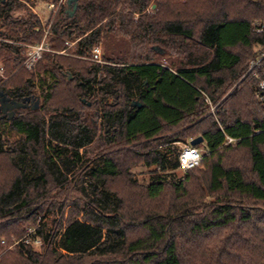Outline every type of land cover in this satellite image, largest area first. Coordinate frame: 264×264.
<instances>
[{"label":"trees","instance_id":"16d2710c","mask_svg":"<svg viewBox=\"0 0 264 264\" xmlns=\"http://www.w3.org/2000/svg\"><path fill=\"white\" fill-rule=\"evenodd\" d=\"M151 1L77 0L71 18L63 4L49 29L48 46L53 55H45L36 75L21 66V47H0V63L9 76L0 92L11 102L28 100L29 105L14 111L11 119H0V155L7 152L1 131L7 128L22 138L17 157L12 159L16 174L0 192V253L25 236V228L18 222L35 215L36 209H31L34 197L48 186L57 188L66 182L80 162L79 150L94 144L97 151L151 142L166 128L194 123L209 111L206 98L216 105L225 90L243 77L244 60L234 50H264V30L256 31L264 25V0H195L194 21L188 22L177 20L176 1L159 0L150 9ZM21 8L15 0H0V38L24 45L38 43L42 35L39 21L29 11L14 14ZM255 21L261 24L254 25ZM116 37L127 41L133 51H140L138 60L142 61H107L102 65L89 61L94 49ZM68 41L75 42L72 56H57L55 52L65 49ZM179 41L182 43L177 44ZM188 41H195L193 48L202 52L184 50ZM148 45L172 56L184 54V63L170 69L149 61L142 56ZM240 86L208 116L216 119L205 130L197 123L186 140H165L163 151H152L146 163L155 167L145 188V198L151 201L160 198L167 186L181 200L188 198L186 185L194 175L199 176L207 196L218 200L207 207L203 219L185 223L189 199L174 202L160 213L141 214L137 224L143 234L129 239L124 222L137 219L125 217L122 198L108 188L107 180L119 176L120 165L117 157L104 156L100 165L84 174L86 187L78 189L86 220L70 219L57 241L44 236L43 225H38L30 237H38L43 247L48 246L44 255L20 242L3 253L0 264H182L178 240L184 230L196 235L227 229H234L238 242L254 250L252 264H263L264 212L259 208L264 209V117H242L231 100L242 92ZM53 100L59 106L49 109ZM107 100L111 103L97 111V105ZM35 101L38 106L32 109ZM134 102L140 107L132 106ZM77 106L85 110L75 109ZM94 118L100 121L101 136L96 135ZM196 137L202 138L206 154L198 167L182 172L178 162L181 150L172 144H188ZM230 149L247 151L250 178L241 168L224 165L222 152ZM26 161L30 162V174L22 168ZM87 258L91 261L86 262Z\"/></svg>","mask_w":264,"mask_h":264},{"label":"rangeland","instance_id":"374dc122","mask_svg":"<svg viewBox=\"0 0 264 264\" xmlns=\"http://www.w3.org/2000/svg\"><path fill=\"white\" fill-rule=\"evenodd\" d=\"M15 1L20 3L24 8L16 10L14 14H25V12L29 11L35 15L39 21L40 32L42 35L40 40L37 41L38 43L32 45L43 42L48 49L47 52L43 54L42 59L31 71L26 70L27 72L36 75L38 68L44 64L45 55L52 53L48 46L49 29L56 12L60 9V6L66 3V0H62L61 4H59L60 0L57 2L54 0H49L47 2L40 0ZM174 1L177 3L175 4L176 13L180 15L177 20L181 19L187 22L194 21L193 13L197 9L196 7H193V2H195V0ZM157 2H159V0H152L149 8L154 9ZM52 4L54 5V8H50V5ZM167 18L168 20L176 19L173 16H167ZM260 24L261 23L258 21L254 22V25ZM180 43H182V41L177 42V44ZM74 44L75 42L68 41L67 44H65L66 48L62 51L55 52V54L57 56H72ZM3 45H14L21 47L23 49L24 57L28 47L32 46L13 43L11 41L5 44H0V47ZM192 45H195V41L192 43H189V41L184 42V50H190V52L195 54H200L202 52L197 50V48H193ZM148 47L149 49H147ZM154 48L159 47L148 45L142 53V56L144 55L149 61L159 63L170 69H174V67L179 63H184V54H174L172 56L160 48L163 54L159 55L158 51ZM98 51L99 53L97 61L99 62L96 63L101 65L107 61L113 63L118 62L119 60L129 63L138 62L140 60H138V57H140L139 55L141 53L137 50L133 51L127 41H123L117 37L110 38L104 46L101 45L98 48ZM234 51L241 53V56L244 60L243 67L245 72L240 80L242 83L238 81L237 83L233 84L232 87L226 89L224 96L216 105L210 104V101L208 98H206L205 101L210 106V108L204 116L194 121L192 124H187L185 122L176 128H166L156 140L151 142L140 141L135 144L121 145L112 148L108 147V149L102 147L97 151H94L97 148V145L94 144L88 146L84 150H79L80 162L76 164L73 172L67 176L66 182L63 185H59L57 188H49L50 186H48L47 191L40 192L38 197H34L31 209H36L35 215L29 217L28 220L18 222L17 225H22V227L25 228V232L28 230H34L38 225H43L44 236L48 235L49 237L53 238V241H57L58 235L63 232L65 225L70 219H77L80 221L86 220L82 212L84 207V199L82 194L78 192V189L80 188V185L86 187L87 184L83 183L84 174L89 168H95L100 165L99 159L104 156L117 157V161L120 165L119 176L114 179L107 180L108 188L111 191L116 192L122 198L126 208V210L123 211L125 217H135L137 219V222L132 220L124 222V226L128 230L129 239H134L140 234H143L141 227L139 224H137L140 222L138 221V217H143L141 214L144 213L145 215L146 213H160L162 210L165 211L169 205L174 202L186 201L189 199V201H187L189 204L187 208L188 216L184 220L185 223L196 222L203 219L205 217V211L207 210V207L210 205H216L218 200L216 197L207 196L205 188L201 186L200 178H198L199 176L194 175V179H192L191 182L186 185V189L190 193L188 198L181 200L172 192L171 188L167 186L160 198L151 201L145 198V188L149 183V178L151 173L155 170V167L147 166L146 163L150 159V154L152 151L155 149L158 151H163L164 148L162 145L165 140H186L192 136V133L189 132V129L193 128V126L197 123V127L200 130H205L211 121L216 119L213 116H211V118L208 116L214 115L216 107L228 99L240 85V88H243L242 92L239 94V96H235V98L231 100L236 102L237 107L239 106L242 117L244 119H249L253 116L261 118L264 117V102L259 99V92L257 91L259 90V84L264 81V50L259 47H252L246 50L235 49ZM133 57L136 59L132 60ZM89 61L95 62L92 57V52L90 54ZM141 61L142 60L139 62ZM0 67H3L1 63ZM8 79L9 76H6L3 71L2 76H0V86L5 84ZM10 83L11 82H9L8 85H10ZM7 89L11 90V87ZM87 102L89 104L91 103V101L88 99ZM110 103L111 100L104 102V105L103 103H100L97 105V111H101L102 109L106 108V104L108 105ZM58 106L59 105L55 100L48 104L49 109ZM77 108L85 110L80 106H77L75 109ZM92 120H94L96 123V135L101 136L103 130H100V121L96 118ZM1 132L3 133L2 137L7 152L4 155H0V192L5 191L8 188L11 179L16 174V167L13 165L12 159L17 157L18 147H20L19 145L22 142V138L19 135L11 130H8L7 128ZM183 144V142H175L172 145H175L181 150V146ZM197 148L203 155L206 154V149L203 144L198 145ZM222 157L225 166L239 167L243 170L244 175L248 176V178L251 177V174L249 173V156L246 150H226L222 152ZM22 168L26 174H30V162L26 161L22 165ZM176 175L177 177H180L181 172L177 171ZM259 209L260 211L264 212L263 208ZM238 237L239 235L234 229L218 230L211 233H201L196 235H192L189 231L184 230L182 232L181 238L178 240L179 254L182 264H211L214 260H218V262H213L216 264H237V261H240V263L243 262L244 264H252L250 257L251 252L253 253L254 250H252V248H250L247 243L243 241L238 242ZM47 247L48 246L45 245L43 248L36 249L37 253L44 255ZM3 253H6L5 249L0 253V258ZM253 256L255 257V253H253ZM85 261L89 262L91 259L87 258ZM253 261L254 263L256 262L255 259ZM262 262L264 264V259Z\"/></svg>","mask_w":264,"mask_h":264},{"label":"built area","instance_id":"2783aa9c","mask_svg":"<svg viewBox=\"0 0 264 264\" xmlns=\"http://www.w3.org/2000/svg\"><path fill=\"white\" fill-rule=\"evenodd\" d=\"M62 3V0L59 1V4ZM59 7V6H58ZM50 8H54V5H50ZM264 30V25H262L260 28L256 29L257 32H262ZM9 41L5 39L0 38V44L1 43H7ZM46 45L42 42L36 45L29 46L24 60L21 64V66L27 70L31 71L36 64L42 59L43 54L47 52ZM98 49H94L92 51V57L95 62L98 59ZM3 67H0V76H2L3 73ZM259 99L264 102V82L259 84ZM228 142H231V139L227 138ZM203 154L200 152V150L197 148V146H190L188 144H183L181 146V151L179 153L178 162H179V169L182 172H186L190 169H193L195 167H198L202 161ZM35 230V229H34ZM34 230H28L23 238L17 241H13V243L6 247V251L12 250L17 244L20 242H23L25 245H29L34 249H40L43 247L42 240L38 237L31 239V235L33 234ZM1 244L4 245L5 242L1 241Z\"/></svg>","mask_w":264,"mask_h":264},{"label":"water","instance_id":"95a60500","mask_svg":"<svg viewBox=\"0 0 264 264\" xmlns=\"http://www.w3.org/2000/svg\"><path fill=\"white\" fill-rule=\"evenodd\" d=\"M66 6L67 8L65 10V14L67 15L68 18L73 17L77 9V0H66ZM154 49L158 51L159 55L163 54L160 48H154ZM27 102L28 100L22 103L11 102L8 98H6V96H4L2 92H0V119H3L5 117L11 119L14 116V111L18 109H27L29 107ZM37 106H38V101H35L34 105L31 108L36 109ZM132 106L140 107V105L137 102H134ZM200 144H202L201 137H196L189 141L190 146H198Z\"/></svg>","mask_w":264,"mask_h":264},{"label":"flooded vegetation","instance_id":"af4514ba","mask_svg":"<svg viewBox=\"0 0 264 264\" xmlns=\"http://www.w3.org/2000/svg\"><path fill=\"white\" fill-rule=\"evenodd\" d=\"M87 105L89 106L90 104L87 102Z\"/></svg>","mask_w":264,"mask_h":264}]
</instances>
